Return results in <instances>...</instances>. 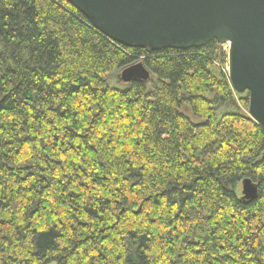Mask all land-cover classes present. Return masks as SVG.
<instances>
[{
  "label": "trees",
  "instance_id": "trees-1",
  "mask_svg": "<svg viewBox=\"0 0 264 264\" xmlns=\"http://www.w3.org/2000/svg\"><path fill=\"white\" fill-rule=\"evenodd\" d=\"M139 60L152 83L109 86ZM234 104L214 40L127 48L0 0V264H264V129Z\"/></svg>",
  "mask_w": 264,
  "mask_h": 264
},
{
  "label": "water",
  "instance_id": "water-1",
  "mask_svg": "<svg viewBox=\"0 0 264 264\" xmlns=\"http://www.w3.org/2000/svg\"><path fill=\"white\" fill-rule=\"evenodd\" d=\"M101 34L127 48L188 50L214 40L226 44L231 89L247 93L248 115L264 129V0H65ZM136 62L119 81L147 82ZM257 185L241 181V197L252 200Z\"/></svg>",
  "mask_w": 264,
  "mask_h": 264
},
{
  "label": "rangeland",
  "instance_id": "rangeland-1",
  "mask_svg": "<svg viewBox=\"0 0 264 264\" xmlns=\"http://www.w3.org/2000/svg\"><path fill=\"white\" fill-rule=\"evenodd\" d=\"M223 49L227 51L228 49V46L226 44H223ZM140 62V60L138 61ZM122 70V69H121ZM121 70H116V71H113L109 74L108 76V84L110 87H115V88H123L125 85L123 83H121L118 79L119 77V74L121 72ZM155 80V78L153 76H151L150 74V78L147 82H153ZM155 84V82H154ZM153 84V86H154ZM247 97V93H243V94H238L236 92H234V102H235V107H228V106H224L222 108V113L223 112H226V111H232V110H237L239 112H241L242 114L244 115H247L248 114V105L247 107L244 106L243 102H241V99ZM247 104H248V100H247ZM182 112L188 116L191 120L193 121H198L195 117H193L191 111H190V108L189 106H184L183 109H182ZM236 194L240 195L241 194V185L238 184L237 188H236Z\"/></svg>",
  "mask_w": 264,
  "mask_h": 264
}]
</instances>
